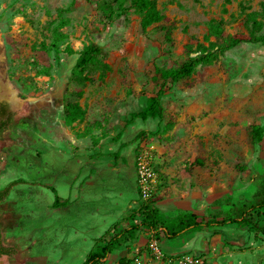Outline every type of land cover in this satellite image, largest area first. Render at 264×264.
I'll return each mask as SVG.
<instances>
[{
	"label": "crops",
	"instance_id": "obj_1",
	"mask_svg": "<svg viewBox=\"0 0 264 264\" xmlns=\"http://www.w3.org/2000/svg\"><path fill=\"white\" fill-rule=\"evenodd\" d=\"M259 44H242L225 55ZM183 80L172 84L162 98L163 120L131 119L146 98L139 94L142 87L128 96L121 82L88 83L78 100L87 117L73 122L65 116V88L40 95L30 118L13 121L14 113L3 109L5 102L0 101V119L5 113L12 115V122L0 131V181L21 159L27 158V168L33 169V178H17L32 187V205L28 208L26 201L14 200L11 193L0 202L3 242L17 249L18 264H85L112 238H116L112 250L95 264H177L176 258L185 253L193 256L195 264H264V234L255 235L245 227L186 229L175 237L156 235L146 225L134 228L143 220L139 210L146 202L138 184L137 159L149 138H155L150 145L159 177L154 193L159 196L157 219L171 232L183 225V214L206 221L223 217L226 213L216 210V204L208 210L202 205L231 200V192L216 195L196 177L178 176L177 167L172 171L168 161L176 155L158 139L183 129L194 136L206 128L189 110L195 100L174 94L186 92L178 86ZM169 95L172 103L167 102ZM142 131L148 135L145 141L137 138ZM185 169L190 174L191 168ZM26 217L31 225L25 224ZM155 244L164 257L155 253ZM37 247L39 252L34 253Z\"/></svg>",
	"mask_w": 264,
	"mask_h": 264
},
{
	"label": "rangeland",
	"instance_id": "obj_2",
	"mask_svg": "<svg viewBox=\"0 0 264 264\" xmlns=\"http://www.w3.org/2000/svg\"><path fill=\"white\" fill-rule=\"evenodd\" d=\"M106 1L0 0V101L5 102L3 109L6 106L7 112L14 113L13 121L16 117H32L38 97L59 87V91L65 88V102L78 101L88 83L96 82L110 86L121 82L130 96L146 81L143 67L148 60L155 59L169 68L190 55V42L194 49L191 56L199 53L195 51L197 40L206 46L222 43L223 39L209 34L213 20H223L225 37L236 32L248 34L252 28L249 14L261 12L264 6V0H155L163 14L176 23L175 46L169 52L164 32L153 25L144 33L137 14H120L110 22L102 10ZM258 19L263 20L261 15ZM258 33H264V25ZM56 35L59 50L50 46ZM92 42L102 47V60L110 68L91 66L85 72L89 80L82 84L72 81L77 54L69 55L64 50L80 51ZM178 86L186 92L177 90L174 94L195 100L189 110L206 128L194 136L183 129L158 138L176 155L169 154L174 157L168 163L172 171L178 168V176L196 177L211 193L231 192L227 204L216 201L202 205L208 210L216 204V210L231 213L233 204L251 197L264 169V139L254 144L250 133L253 122L264 123V44L245 46L211 64L200 65ZM189 86L195 88L190 90ZM171 99L167 102L172 103ZM175 110L179 114L182 109ZM154 140L149 138L145 145L152 146ZM27 163V158L14 163L13 169L4 173L0 188L13 179L33 178V169L29 170ZM184 166L191 168L190 174ZM10 193L14 200L26 201L28 208L32 205L31 186L18 184ZM24 220L26 225L33 223L28 217ZM17 256L18 252L0 256V264H18Z\"/></svg>",
	"mask_w": 264,
	"mask_h": 264
},
{
	"label": "trees",
	"instance_id": "obj_3",
	"mask_svg": "<svg viewBox=\"0 0 264 264\" xmlns=\"http://www.w3.org/2000/svg\"><path fill=\"white\" fill-rule=\"evenodd\" d=\"M230 0H226L229 2ZM102 10L104 16L111 22L116 16L120 14L134 13L140 17V25L144 33L148 32L152 25H155L156 30L164 32V41L168 45V51L172 52L175 46L173 32L176 26L174 20L164 15L162 10L158 7L155 0H108L103 3ZM226 10V8H224ZM261 15L264 20V6L261 12H251L249 20L252 23L250 33L236 32L229 34L225 37L223 29V20H213L210 22L209 34L216 36V38L223 39V42L216 44L211 42L209 46L204 45L197 40L196 55L191 56L193 43L187 45L190 55L180 61L176 66L165 67L159 64L155 59L148 60L143 70L147 76L146 81L142 85L139 94L146 98V104L138 111L132 113L131 119L148 117L158 118L163 120L165 109L162 104V98L165 96L168 89L172 84L180 80L190 77L196 68L200 65L211 64L217 60L221 55H225L231 49L238 47L242 44H264V33H258V30L264 25L263 20H259L258 16ZM165 21V22H164ZM63 24H59L61 26ZM57 34V33H56ZM209 36H206V39ZM195 39V38H194ZM59 38H56L51 43L52 48H58ZM194 41V40H192ZM64 52L69 55L77 54L75 63L71 69L70 78L72 81L84 83L89 80L85 74L91 66H102L106 69L110 65L102 60L103 49L97 43H89L80 51H75L67 48ZM65 116L68 121H76L85 115V109L79 104L78 101H67L65 104ZM4 119H0V131L9 126L12 115L5 114ZM251 139L254 144H258L264 139V123L260 121L253 122L250 127ZM147 132L142 131L138 134L137 138L145 141ZM20 183H26V180L14 179L6 186L0 188V202L3 201L11 192V189ZM256 190L251 194V197H245V200L233 204L231 213H226L223 217L218 216L204 220L203 218L197 219L194 214H183V225L178 231L171 232L167 226L159 221L157 207L155 205L159 196L153 195L149 200L142 204L139 212L142 214L143 220L138 224L135 229L140 225H146L156 235H165L167 237H175L180 232L186 229H203L205 227L224 226L226 224H234L240 227H245L249 232L255 235L264 234V169L260 174L256 183ZM241 194L240 196H242ZM193 219V222L190 221ZM116 242V238H112L110 242L102 248L101 253H92L85 264H95L97 260L105 257ZM17 252L16 248L4 244L2 237V229L0 227V256H13ZM121 264H124L121 262Z\"/></svg>",
	"mask_w": 264,
	"mask_h": 264
},
{
	"label": "built area",
	"instance_id": "obj_4",
	"mask_svg": "<svg viewBox=\"0 0 264 264\" xmlns=\"http://www.w3.org/2000/svg\"><path fill=\"white\" fill-rule=\"evenodd\" d=\"M153 149V146L142 149L137 159L138 184L144 201L154 195L159 184V177L153 166ZM154 251L159 257H164L158 244L154 245ZM176 259L177 264H195L193 256L188 253L180 255ZM135 260L137 261L138 258Z\"/></svg>",
	"mask_w": 264,
	"mask_h": 264
},
{
	"label": "flooded vegetation",
	"instance_id": "obj_5",
	"mask_svg": "<svg viewBox=\"0 0 264 264\" xmlns=\"http://www.w3.org/2000/svg\"><path fill=\"white\" fill-rule=\"evenodd\" d=\"M1 256H5V255H1Z\"/></svg>",
	"mask_w": 264,
	"mask_h": 264
}]
</instances>
